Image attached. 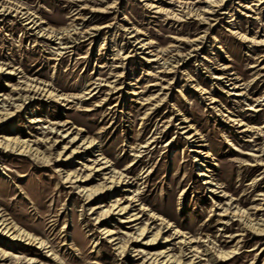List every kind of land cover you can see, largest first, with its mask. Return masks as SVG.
<instances>
[{"label": "rangeland", "instance_id": "1", "mask_svg": "<svg viewBox=\"0 0 264 264\" xmlns=\"http://www.w3.org/2000/svg\"><path fill=\"white\" fill-rule=\"evenodd\" d=\"M0 2V264H264V0Z\"/></svg>", "mask_w": 264, "mask_h": 264}, {"label": "bare ground", "instance_id": "2", "mask_svg": "<svg viewBox=\"0 0 264 264\" xmlns=\"http://www.w3.org/2000/svg\"><path fill=\"white\" fill-rule=\"evenodd\" d=\"M9 10H10L9 7L8 8L5 7L4 6V3L0 2V15L1 14L8 13ZM201 15H203V14H201ZM0 72H4L6 74V76H13V75H15L12 71H10L8 69H4L2 67H0ZM27 88H28V90H27ZM27 88L24 89V90H22V88L21 89L19 88V89L21 91H24V92H26V91H32V92H35L36 91L37 93L38 92H48V93L50 92V91H46L45 89H42L41 87H38V85H35V86L34 85H27ZM16 90H18V89H16ZM52 95H54V94L53 93H50V96H52ZM28 100H31V98H26L24 102H27ZM10 106H11V102H10ZM12 107H15V106L12 105ZM17 108L22 109V108H20V106H18ZM4 116H5L6 119H9L11 116H13V114H11L10 112H7L6 114H4ZM75 140L76 139H74L73 142H75ZM39 144H41V142H39ZM0 147L5 148V149H9L10 148V149H13V151L21 152L22 154H28V155H30L32 157H35V159H41V160H43L44 163H46V164H49L52 161V159L50 158V156L47 157L46 155H44V153L39 152L38 149H34V145H31L28 142H22V141H19V140H16V139H7V140H5L4 143H3V141H0ZM78 154H79V151H76L75 150L72 155H76L77 156ZM58 157L61 159L62 158V154H59ZM68 160H69V158H68ZM106 171H107V168H102V169L100 168V169H98L96 171V173L102 174V173H104ZM100 174H98V175H100ZM91 178H92V176L80 177L79 174L78 175H76V174H69V175H67L65 184H71L73 186H76V188L79 190V194L82 195L88 201V203L94 202L96 197H102L105 194L110 193L113 190V187L116 186V185H125V179H123L122 176H120V177H115L114 176V177L107 178V182L111 186H109V185H102V186H98V188H96V189H89V188L83 186L85 184L88 185V183H91L92 180H93ZM79 184H83V185H79ZM126 192L129 193L131 191L128 190V188H127ZM134 200L135 199H132V201H134ZM130 212L131 211H129L128 207H124V206H120V205H114L113 206V212H111V211H108L107 212L106 211V215L113 214V215H118V216H121V217H125L126 220L123 223H125L127 225H132V224L137 223L139 221V218H136L135 215H131L132 213L130 214ZM261 227H263L262 224H256V225H254L252 222H250V223H248L246 225V229L247 230H253V232H256L257 234L264 233V230ZM150 233L151 232L149 231V229H145L144 228L143 230H140V235H139L138 238H136V241L134 242V244H139V243H141V241L143 242ZM106 235H108V237L111 239L110 243L112 245L116 246L117 247V250L120 251V253H125L126 252V248L127 247L121 245V243L119 242V239L118 238H115L117 235L116 236L113 235L110 231H108L106 233ZM0 236L3 239H8V240L10 239L12 242L17 243V244L33 245L35 243L36 244H40V242H41V240H38L37 238L31 236L29 233H26L22 229L18 228V226L16 224L11 223L1 213H0ZM156 241L158 242L157 237L152 242H156ZM9 246L10 245H6V248L7 247L9 248ZM42 246H43V244H42ZM3 252H4V256L3 257H15L12 254H9L5 250H3ZM137 256H141V254H138ZM151 260L153 261L151 264H161L160 261L158 260V258H156V259L151 258ZM168 263H170V259H169Z\"/></svg>", "mask_w": 264, "mask_h": 264}]
</instances>
